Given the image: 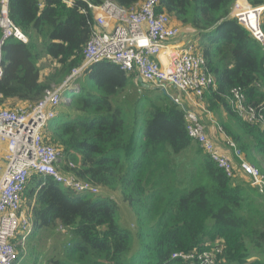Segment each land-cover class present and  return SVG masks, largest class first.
Instances as JSON below:
<instances>
[{
	"label": "trees",
	"instance_id": "1",
	"mask_svg": "<svg viewBox=\"0 0 264 264\" xmlns=\"http://www.w3.org/2000/svg\"><path fill=\"white\" fill-rule=\"evenodd\" d=\"M104 1L130 9L143 0L8 1V17L27 43L8 39L1 48L0 106L34 104L66 80L82 63L93 28L88 5ZM234 2L159 0L156 12L197 36L194 52L201 53L217 85L204 93L203 103L211 113H226L224 133L260 167L254 153L264 162V127L234 114L227 97L239 87L247 103L264 107V45L230 17ZM246 2L263 7L264 32V0ZM45 62L51 69L43 74ZM63 99L45 133V141L60 150L58 169L110 195L120 193L134 214L143 215L142 229L132 234L119 227L110 197L76 194L32 176L22 194L30 237L57 226L70 239L61 258L46 261L33 245L27 257L24 244L17 243L16 264H181L172 254L214 247L222 248L224 264H264V258L247 261L252 249L264 256V193L228 178L210 160L188 136L183 111L165 92L100 61L63 91ZM186 154L190 161L182 163Z\"/></svg>",
	"mask_w": 264,
	"mask_h": 264
},
{
	"label": "built area",
	"instance_id": "2",
	"mask_svg": "<svg viewBox=\"0 0 264 264\" xmlns=\"http://www.w3.org/2000/svg\"><path fill=\"white\" fill-rule=\"evenodd\" d=\"M8 1L0 0V79L4 42L16 39L27 43L25 34L8 17ZM158 2L143 0L130 9L109 1L88 5L93 12V28L84 45L82 63L36 103L16 104L11 108L0 106V264H16L13 240L18 234L20 245L32 232L30 216L22 209V194L29 178L39 175L43 180L51 179L76 194L96 195L99 192L92 184L58 169L60 150L45 141L46 128L57 116L63 91L73 86L89 66L100 61L111 62L165 93L168 86L178 90L197 110L207 112L203 95L216 89L215 79L208 72L201 53L194 52L193 45L173 48L171 42L181 34L182 27L173 24V19L165 12H156ZM234 3L230 17L264 45L260 22L263 7L252 8L246 0ZM169 97L183 111L188 136L210 160L228 178L234 179L241 174L252 188L264 193V174L248 163L237 145L226 137L230 153L223 151L209 137L199 113L189 109L180 96ZM227 102L231 111L243 121L264 127V107L257 109L247 103L241 88L232 89ZM222 253L221 247H214L202 252L174 253L171 257L181 264H224Z\"/></svg>",
	"mask_w": 264,
	"mask_h": 264
},
{
	"label": "rangeland",
	"instance_id": "3",
	"mask_svg": "<svg viewBox=\"0 0 264 264\" xmlns=\"http://www.w3.org/2000/svg\"><path fill=\"white\" fill-rule=\"evenodd\" d=\"M42 67L44 68H48L46 70H43L42 73H49L50 69H51V65L48 62H45L43 64H41ZM155 89V91H162L161 89H159L158 87H153ZM175 93H177V91L173 88H170L169 86L167 87V95L169 96H174ZM64 103V99H62L61 104ZM5 105H7L6 107H13L14 103L13 102H6ZM60 107V106H59ZM143 107V106H142ZM60 110V109H59ZM200 110V109H199ZM200 116V122L201 124H203L206 128V124H204L205 122L208 123L207 120V115L204 113V111L200 110L199 113ZM212 119L214 120L215 123L217 124H229L230 121L226 116L223 115L222 113V109H219L218 111H216L215 113H212ZM254 157L257 159V161L261 160V156L257 155L254 153ZM182 159V163L184 162H189L190 161V156L189 155H185L184 157L181 158ZM248 163H251L252 165H254L259 171H261V173L264 174V162H262V166L259 167V165H257V163H255L254 161H251L248 159ZM237 178H234L233 180H235ZM244 182H247L249 184V181L247 179L244 180ZM251 186V185H250ZM101 194L102 197H110L111 199H113L118 207V218H117V223L119 225V227H122L124 229H128L132 232V234H136V232L138 233L139 231H141L142 227L140 226V222L142 221V217L143 215L141 214V212L139 214H134L132 208L126 204V202L123 201L122 196L120 195V193L118 194H112L110 195L108 192H106V190H103L101 188H99V192L98 194H96L97 196ZM26 203L23 202V207L22 209L26 212ZM31 234L29 236H27L25 242L20 243V244H24L22 247L24 250L25 255L28 257V252H29V248L30 245H33V248L36 250V253H42L43 255L41 256V258L39 260H44L46 261L47 259L51 258V257H57V258H61L62 255V247L64 244H66L69 239H70V233L68 230H64L62 231V229H59V227H54V228H44L41 229L40 231H36L34 232L33 236L30 237ZM19 241V235L17 234L13 243L16 244L17 247V243ZM15 247V250H16ZM17 251V250H16ZM250 255L247 259V261H252L255 259H260L262 260L264 258V256L257 254V252L255 250H249ZM17 257H18V252H17ZM30 258V257H29ZM226 261V259H224ZM28 260H22L20 264H23L24 262H26Z\"/></svg>",
	"mask_w": 264,
	"mask_h": 264
},
{
	"label": "crops",
	"instance_id": "4",
	"mask_svg": "<svg viewBox=\"0 0 264 264\" xmlns=\"http://www.w3.org/2000/svg\"><path fill=\"white\" fill-rule=\"evenodd\" d=\"M173 24H178V22L176 20L172 21ZM197 36L194 35V33L189 30V29H182V32L180 35H178L177 37H175V39L171 42V45L173 46V48H175L176 46H180L182 47H188L189 45H194L196 44L197 41ZM171 88V87H170ZM177 93H175L174 96H180L181 100H183V102H185V104L188 106L189 109L196 111L197 113H200V110L196 109L194 105H192L190 102L187 101V99L185 98V96L180 93L178 90H176ZM207 116V120L208 123H204L206 124V131L209 135V137L213 140V142L220 148L227 152L230 153V149L227 147V144H225V140H226V134L224 133L222 127L220 124H217L214 122V120L212 119V113L209 112L207 110V112H204ZM223 115L226 116V113L224 111H222ZM229 138V137H228ZM230 139V138H229ZM259 163H262V160L258 161ZM237 179H243L245 180L246 177L243 175H237L236 176Z\"/></svg>",
	"mask_w": 264,
	"mask_h": 264
},
{
	"label": "water",
	"instance_id": "5",
	"mask_svg": "<svg viewBox=\"0 0 264 264\" xmlns=\"http://www.w3.org/2000/svg\"><path fill=\"white\" fill-rule=\"evenodd\" d=\"M137 81L142 85L146 87H150L147 83H144L140 77L137 78ZM164 92V91H163Z\"/></svg>",
	"mask_w": 264,
	"mask_h": 264
},
{
	"label": "bare ground",
	"instance_id": "6",
	"mask_svg": "<svg viewBox=\"0 0 264 264\" xmlns=\"http://www.w3.org/2000/svg\"><path fill=\"white\" fill-rule=\"evenodd\" d=\"M253 18L252 17H250V21L252 22L253 20H252Z\"/></svg>",
	"mask_w": 264,
	"mask_h": 264
}]
</instances>
